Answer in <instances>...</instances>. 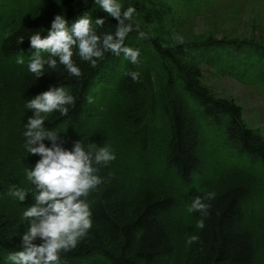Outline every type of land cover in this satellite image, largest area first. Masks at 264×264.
Here are the masks:
<instances>
[{"label":"trees","instance_id":"obj_1","mask_svg":"<svg viewBox=\"0 0 264 264\" xmlns=\"http://www.w3.org/2000/svg\"><path fill=\"white\" fill-rule=\"evenodd\" d=\"M222 1L122 0L137 9L138 29L125 43L140 49L138 64L109 53L93 68L74 56L81 76L60 65L36 79L27 68L30 32L49 28L58 13L69 25L85 11L108 17L100 32L117 21L83 0H0V261L20 250L22 213L33 203L31 194L23 202L7 194L13 185L31 187L26 169L40 158L23 146L33 114L25 104L63 84L75 104L66 116L50 114L46 126L62 132L66 148L81 139L109 146L116 159L97 166L103 183L87 197L92 228L61 254L62 264H264V136L235 99L212 93L204 75L264 86V41L183 43L173 31L185 13L202 15ZM19 55L25 64L16 63ZM209 192L206 214L188 212Z\"/></svg>","mask_w":264,"mask_h":264},{"label":"clouds","instance_id":"obj_2","mask_svg":"<svg viewBox=\"0 0 264 264\" xmlns=\"http://www.w3.org/2000/svg\"><path fill=\"white\" fill-rule=\"evenodd\" d=\"M56 2L62 4L63 0ZM83 3H91L93 9L103 10L115 18V30L100 32L108 17L93 19L91 11H85L71 25L65 14H56L49 28L28 34L35 51L28 56L27 68L36 79L55 71L60 65L69 75L81 76V68L74 56L93 68L109 53L123 56L134 65L139 63L140 49L125 43L129 33L138 29L137 9L134 6L125 8L122 0H83ZM145 36L144 32H139V38ZM24 39L25 36H19L17 44H22ZM25 62L24 55L16 57V63L23 65ZM129 75L134 81L139 80L138 72ZM74 104L75 98L63 84L28 99L25 104L33 114L24 123L23 146L28 155L40 158L26 169V179L31 187L25 189L13 185L7 194L19 202L31 194L33 203L22 213L27 229L21 236L20 250L8 252L0 264H62L61 254L75 249L92 228V211L87 197L103 183L97 166L108 165L116 159V154L107 145L85 146L81 139L66 148L61 140L62 132L46 126L50 114L58 112L66 116L69 106ZM46 140L50 141V146ZM214 197L215 193L209 192L205 197L193 198L188 212L206 214L209 205L202 201ZM197 227H204L203 220L197 222ZM197 239L193 235L188 243Z\"/></svg>","mask_w":264,"mask_h":264},{"label":"rangeland","instance_id":"obj_3","mask_svg":"<svg viewBox=\"0 0 264 264\" xmlns=\"http://www.w3.org/2000/svg\"><path fill=\"white\" fill-rule=\"evenodd\" d=\"M221 5L202 15L185 13L177 22V28H173L177 32L176 42L198 39L264 41V0H224ZM204 75L212 93L235 99L244 108L248 126L264 136V86H244L231 78L214 77L209 70H205ZM254 171L260 172L261 168Z\"/></svg>","mask_w":264,"mask_h":264}]
</instances>
